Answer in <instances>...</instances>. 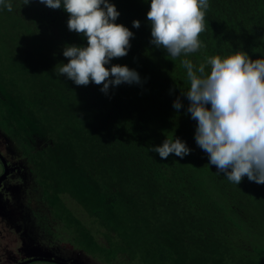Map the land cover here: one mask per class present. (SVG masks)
I'll use <instances>...</instances> for the list:
<instances>
[{"label": "trees", "instance_id": "1", "mask_svg": "<svg viewBox=\"0 0 264 264\" xmlns=\"http://www.w3.org/2000/svg\"><path fill=\"white\" fill-rule=\"evenodd\" d=\"M108 2L133 37L127 55L105 67L127 66L140 79L107 93L103 84L59 76L65 47H87L69 31L63 5L0 6V131L28 163L42 236L103 264H264V184L245 176L236 185L210 164L195 140L181 63L198 67L237 51L264 59V0H208L202 47L177 58L151 43V0ZM166 139L181 140L190 154L162 159L151 151Z\"/></svg>", "mask_w": 264, "mask_h": 264}, {"label": "clouds", "instance_id": "2", "mask_svg": "<svg viewBox=\"0 0 264 264\" xmlns=\"http://www.w3.org/2000/svg\"><path fill=\"white\" fill-rule=\"evenodd\" d=\"M39 2L51 9L63 5L69 31L87 38V47H65L63 55L69 62L60 65L59 76L66 75L77 86L103 84L105 93L110 85L139 83L138 73L127 66L105 67L113 58L127 55L133 37L128 28L115 23L120 13L113 4L108 0ZM29 3L24 0V5ZM0 6L13 11L11 0H0ZM208 7V0H151L147 13L151 43L173 58L197 52L202 47L199 37L205 31ZM133 27L139 28L140 22L134 21ZM181 63L190 81L188 112L198 122L195 140L210 164L236 185L245 176L264 184V59L253 61L237 51L226 58L208 57L198 67L188 59ZM173 106L178 110L181 103L176 101ZM151 151L162 159L172 153L182 159L191 150L179 139H166Z\"/></svg>", "mask_w": 264, "mask_h": 264}, {"label": "rangeland", "instance_id": "3", "mask_svg": "<svg viewBox=\"0 0 264 264\" xmlns=\"http://www.w3.org/2000/svg\"><path fill=\"white\" fill-rule=\"evenodd\" d=\"M0 155L7 167V174L0 182V264H16L25 258L52 259L68 264H103L82 251L60 243L58 236L55 241L42 236V230L38 227L34 215L38 204L28 163L22 159L20 150L2 131ZM1 163L0 176L3 173ZM66 201L67 206L74 213L86 218L95 231L103 232L97 224H91L80 203L76 204L67 196ZM99 241L105 242L103 237H99ZM118 262L120 263L119 259ZM29 264L55 263L35 261Z\"/></svg>", "mask_w": 264, "mask_h": 264}, {"label": "water", "instance_id": "4", "mask_svg": "<svg viewBox=\"0 0 264 264\" xmlns=\"http://www.w3.org/2000/svg\"><path fill=\"white\" fill-rule=\"evenodd\" d=\"M0 160H1L2 164H3V173L0 176V182H1L5 178V176L7 174V167H6L5 161H4V159L2 158L1 155H0ZM35 261L52 262V263H55V264H68V263H65L63 261H57V260H52V259H42V258L28 259L27 261H24V262H21V263H18V264H29V263L35 262Z\"/></svg>", "mask_w": 264, "mask_h": 264}, {"label": "flooded vegetation", "instance_id": "5", "mask_svg": "<svg viewBox=\"0 0 264 264\" xmlns=\"http://www.w3.org/2000/svg\"><path fill=\"white\" fill-rule=\"evenodd\" d=\"M1 163V162H0ZM2 164V163H1ZM31 259H33V258H31ZM28 260V258H25V260H22L21 262H24V261H27ZM21 262H18V263H21ZM18 263H16V264H18Z\"/></svg>", "mask_w": 264, "mask_h": 264}]
</instances>
